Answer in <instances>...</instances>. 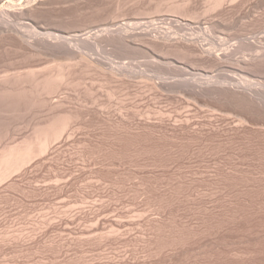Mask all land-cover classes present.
<instances>
[{"label":"rangeland","instance_id":"obj_1","mask_svg":"<svg viewBox=\"0 0 264 264\" xmlns=\"http://www.w3.org/2000/svg\"><path fill=\"white\" fill-rule=\"evenodd\" d=\"M28 1L34 6L39 4L37 7L44 4V8L47 7L45 10L43 6L39 7V10L30 5L32 10H36L35 13L31 10L28 16L31 18L35 15L32 17L35 21L27 16L29 20L24 21L33 27H29L32 32L35 26L38 30L40 26L44 27L40 32L60 35L75 28L87 32L94 28L89 31L95 32V36L104 32L102 37L99 36L107 40L108 34L113 37L116 35L114 31L120 27L121 30H134L133 33L150 32L153 36L148 33L147 37L144 36L147 40L143 37L133 40L137 39L134 47L143 49L141 51L129 49V52L105 41L99 43L101 47L97 50L82 49L87 56L94 57L93 60H97V57L102 63L106 60L107 65L103 63L104 66H101L103 69H86L85 64L69 61L61 54L56 55L59 60L53 53L31 56L29 50L21 49L13 41L1 40L0 90L8 86L18 88L21 95L14 92L11 100L15 96L19 99L22 96L24 101L14 100L12 107L11 104L9 107L10 96L7 98L10 102L5 98L0 99L3 101L0 102V152L7 146L20 144L24 138H30L39 126L49 123L59 114L67 113L74 117L69 130L61 136L62 139L56 140L58 143L51 144L46 154L34 158L28 164L30 166L21 169L23 172L20 170L4 184L1 183L0 264H264V112L259 114V109L233 100L227 102L218 96L219 101L217 95L208 94L216 87L215 83L220 88L232 86L231 83L239 86L240 82L245 87L250 83L249 88L264 92V59L263 64L261 62V58H264V0H236L237 4L233 6L230 5L233 0H227L225 7L210 11L212 14L204 13L206 16L203 12L213 4L212 0L210 4L207 1L209 6H205L206 0H162L164 3L161 0H51V3L45 0L42 4L40 2L43 0H33V3L32 0H24V3L30 4ZM184 1L190 4L185 6ZM179 5H184V9L178 15L176 8L181 7ZM184 11H195L196 15L200 11L199 18H189L188 12L186 17ZM130 23H133L132 26ZM194 23L202 26L203 32L208 28L210 36H206L209 39L206 46L216 44L213 48L216 56L202 54L193 46L195 44L185 46L186 42L181 43L182 37H188L193 32L202 33ZM104 27L108 31H104ZM36 28L34 31L37 33ZM92 32L88 34L91 37ZM159 34L177 40L173 38L176 42L172 40V45L171 40L169 44L164 43L165 40L155 39L154 36L160 37ZM33 35L31 37L37 38ZM179 37L182 38L181 42ZM260 43L263 45H258ZM239 45L247 47L244 49ZM189 46H193L192 50L196 49L193 58V55L181 52L182 48ZM256 46L259 48L254 50ZM164 49L168 51L165 53ZM174 51L175 56L172 54ZM227 51L232 53V57L227 54L228 59L223 56ZM217 57L226 58L225 64L223 59L221 61ZM251 57L252 60L249 59ZM144 59L149 62H144ZM230 59L235 62L231 64ZM62 62L63 65L64 62L72 64L69 65L70 72L68 70L71 81L64 82L65 85L62 84L63 87L54 94H31L33 83L24 74L36 69L38 76L52 72L57 75ZM118 62L121 67L116 64ZM125 62L130 63L128 67ZM131 63L136 65L132 66ZM123 64L128 69L122 75L121 72L116 74L115 70L122 68ZM137 65L140 68H135ZM18 72L26 80L15 81ZM5 77H10L9 84H5ZM189 81L208 86V93H204L206 89L204 91L203 87V92L197 84H186ZM228 81L232 82L229 84ZM210 85L213 87L209 88ZM2 105L7 106L1 108ZM8 108H11V112ZM12 108L17 109L12 112Z\"/></svg>","mask_w":264,"mask_h":264},{"label":"bare ground","instance_id":"obj_2","mask_svg":"<svg viewBox=\"0 0 264 264\" xmlns=\"http://www.w3.org/2000/svg\"><path fill=\"white\" fill-rule=\"evenodd\" d=\"M54 1V0H53ZM53 1H51V0H47V2H53ZM59 1V0H58ZM58 1H56V3H58ZM64 1V0H63ZM66 1V0H65ZM74 1V0H73ZM81 1H83V0H81ZM88 1V0H87ZM150 1V0H149ZM153 1V0H152ZM162 1V0H161ZM164 1V0H163ZM162 1V3H164ZM177 1V0H176ZM183 1V0H182ZM187 1V0H186ZM195 1V0H194ZM207 1H209V4H210V0H206V2ZM213 1V4L211 3V5H210V7H208L207 9H205V12H203V14L204 13H207L208 14V12H213V11H215V10H219V8L221 9V8H223L222 6H224L226 3V1L227 0H212ZM235 1V2H234ZM238 1V0H237ZM236 0H233L231 3H230V5L231 6H233V5H235V4H237L236 2H237ZM30 4H25V3H27V2H25L24 3V0H0V42H1V40H10L11 42L13 41V44L14 43H16L17 44V46H19V47H21V49L23 48H26L27 50H29L30 51V54H31V56H39V55H42V54H55V56L58 54V56L61 54V56L62 57H64V58H66V59H68L69 61H76L77 63H83V64H85L86 65V69H87V67L88 68H102L103 69V67H101L102 65H103V63H104V65L107 63H105V61L106 60H103V63L100 61L101 59L100 58H98L97 57V60L95 61V60H93V58H91V56H87L86 54H85V52H83L82 51V49H92V50H94V49H96L97 50V48L100 46L99 45V43H103L104 41V43H106V42H110V43H113V45H118L119 47H121V48H125V49H139V51H141V50H143V49H140V48H135L134 46L136 45V44H134L135 43V41L137 40H135L134 42H133V40L135 39V38H141L142 39V37L144 38V36L145 37H147V35H149L148 33H150V32H148V33H137V32H134L133 33V31H130L129 29H120V27H119V29L118 30H116V31H114V32H116V35H114L113 37L111 36V35H109L108 34V38H106L107 40H105V39H103V38H105V37H103V38H101L102 37V35H103V30L105 31L106 29H105V27L103 28V30H102V35H100L99 33H98V35H97V33H96V36H95V34H93V33H95V32H92V31H89V30H93L94 28H90L89 30H88V32L87 31H85V29L84 30H82V28L79 30V29H76L75 28V30L74 31H69V32H67L66 34H64V35H60L59 33L57 34H53V33H51V32H40L39 30L41 29V28H44V27H41L40 25V29L38 30L37 28H36V26L34 27V30H35V28L39 31V32H35L34 30H33V32H35V33H33L32 32V29H30V28H33V27H31V26H29V23H28V21H26V23H25V19H26V16L27 17H29L28 15H30V12H31V10H32V7L31 6H33V7H37V5H39V4H37V5H33L34 3V1L32 0V5H31V2L30 1H28ZM40 2V1H39ZM42 2H44L45 3V0H43V1H41L40 2V4H42ZM86 2V1H85ZM157 2V1H156ZM160 2V1H159ZM158 2V3H159ZM172 2H173V0H172ZM185 2V1H184ZM189 2V1H188ZM187 2V3H188ZM190 2H191V0H190ZM38 3V2H37ZM59 3H61V2H59ZM77 3H78V1H77ZM77 3H75V4H77ZM89 3V2H88ZM96 3V2H95ZM151 3V2H150ZM155 3V2H154ZM166 3V2H165ZM187 3L185 2V6L187 5ZM228 3V2H227ZM234 3V4H233ZM241 3H243V2H241ZM47 4V3H46ZM54 4V3H53ZM156 4V3H155ZM160 4H161V2H160ZM170 4H172L171 3V1H170ZM177 4V3H176ZM188 4H190V3H188ZM209 4H208V2H207V5H205V6H209ZM31 5V6H30ZM48 5V4H47ZM72 5H73V2H72ZM71 5V6H72ZM80 5V4H79ZM84 5V4H83ZM164 5V4H163ZM162 5V6H163ZM166 5V4H165ZM174 5V4H173ZM173 5H171V6H173ZM43 6V8H44V6H45V4L44 5H42ZM41 6V7H42ZM56 6V5H55ZM64 6V5H63ZM70 6V5H69ZM169 6V5H168ZM168 6H167V9H168ZM170 6V7H171ZM175 6V5H174ZM179 6H181V5H179ZM183 6L184 5H182L181 7H179L178 9L176 8V10L178 11L177 12V14L179 13V12H182L183 11ZM189 6V5H188ZM192 6V5H191ZM190 6V7H191ZM240 6V5H239ZM35 7V8H36ZM40 7V6H39ZM39 7H37V8H39ZM40 7V8H41ZM157 7H159V6H157ZM169 7V8H170ZM178 7V6H177ZM225 7V6H224ZM39 8V10H41ZM45 8H47V7H45ZM45 8H44V10H45ZM60 8H61V6H60ZM64 8V7H63ZM80 8H83V7H80ZM85 8V7H84ZM156 8V7H155ZM163 9L165 8L164 6L162 7ZM183 8V9H182ZM187 8V7H186ZM194 8H196V7H194ZM205 8V7H204ZM34 9V8H33ZM55 9V8H54ZM56 9H57V7H56ZM159 9V8H158ZM162 9V10H163ZM180 9H182V10H180ZM233 9V8H232ZM34 10H36V9H34ZM34 10H32L34 13H35V11ZM39 10H38V12H39ZM60 10V9H59ZM161 10V9H160ZM170 10V9H169ZM173 10H174V8H173ZM189 10V9H188ZM191 10H193V9H191ZM226 10V9H225ZM43 11V10H42ZM52 11H55V10H53L52 9ZM165 10H163V12H164ZM202 11V10H201ZM224 11V10H223ZM37 12V13H38ZM49 12V11H48ZM160 12V11H159ZM158 12V14H160ZM167 12L169 13V11L167 10ZM173 13L175 12V10L174 11H172ZM185 12V11H184ZM186 12H188V14L186 13ZM185 12V16L187 17V15H188V17L189 18H192L193 20L194 19H198L199 17H198V14H199V12L200 11H198V14L196 15V13H195V11H192V12H190V11H186ZM210 12V13H211ZM226 12V11H225ZM43 13V12H42ZM45 13V12H44ZM50 13V12H49ZM52 13V12H51ZM155 13H157V12H155ZM154 13V14H155ZM164 13H166V12H164ZM183 14V13H182ZM212 14V13H211ZM43 15V14H42ZM172 15H174V14H172ZM176 15V14H175ZM179 15V14H178ZM205 15V14H204ZM33 16H35V15H33ZM32 16V17H33ZM51 16H53V15H51ZM155 16V15H154ZM200 16V15H199ZM203 16V15H202ZM206 16V15H205ZM30 18L29 17V19H32V20H34V18ZM181 17V16H180ZM204 17V16H203ZM49 18V17H48ZM55 18V17H54ZM169 18V17H168ZM185 18V17H184ZM29 19H26V20H29ZM152 19V18H151ZM171 19V18H170ZM178 19H180V18H178ZM182 19V18H181ZM24 22H23V21ZM38 20V19H37ZM52 20H54V19H52ZM103 20V19H102ZM186 20H187V18H186ZM185 20V21H186ZM189 20V19H188ZM22 21V22H21ZM35 21V20H34ZM34 21H32V22H34ZM50 21V20H49ZM56 21V20H55ZM141 21V20H140ZM140 21H138L139 23H142V22H140ZM157 21V20H156ZM166 22H168V20H165ZM172 21V20H171ZM170 21V22H171ZM175 21V20H174ZM30 22V21H29ZM98 22V21H97ZM130 22V21H129ZM137 22V23H138ZM147 22V21H146ZM153 22V21H152ZM164 22V21H163ZM36 23H38V21L36 22ZM136 23V22H135ZM134 23V24H135ZM159 23V22H158ZM161 24H163L162 22H160ZM178 23H180V21H178ZM219 23V22H218ZM222 23V22H221ZM35 24V23H34ZM33 24V25H34ZM87 24V23H86ZM128 24V23H127ZM131 24H133V23H130V25ZM145 24H147V23H145ZM173 24V23H172ZM185 24V23H184ZM194 24H196V25H198V29L200 28V30H201V32L202 33H199V34H196V33H192V34H190V36H188V35H186V36H188V37H182L183 38V40H182V38H180V42H181V40H182V42L181 43H187V44H185V46H188V45H191V44H195V45H193L194 47H196V49L198 50V51H201V52H203L202 54H207V56H216V55H214V50L215 49H213V48H215V45L214 44H209V47H207L208 46V38L206 37V36H210L209 35V30H207L208 28H205V32H203L202 31V26H200L198 23H194ZM225 24V23H224ZM224 24H222L223 25V27L225 26ZM30 25H32V24H30ZM88 25V24H87ZM93 25V24H92ZM125 25V24H124ZM144 25V24H143ZM150 25V24H149ZM153 25H154V23H153ZM153 25H151V26H153ZM165 25V24H164ZM179 25H182L181 23L179 24ZM186 25H188L189 26V24H186ZM215 25V24H214ZM216 25H219V24H216ZM221 25V24H220ZM229 25H231V24H229ZM39 26H38V28H39ZM116 26H117V24H116ZM132 26V25H131ZM137 26V25H136ZM161 26V25H160ZM169 26V25H168ZM183 26V25H182ZM185 26V25H184ZM190 26H192V25H190ZM212 26V25H211ZM30 27V28H29ZM49 27V26H48ZM53 27V26H52ZM99 27V26H98ZM101 27H103V26H101ZM124 27V26H123ZM139 27V26H138ZM155 27V26H154ZM156 27H158V26H156ZM163 27V26H162ZM171 27V26H170ZM173 27H174V25H173ZM194 27V26H193ZM197 27V26H196ZM202 27V28H201ZM218 27V26H217ZM222 27V28H223ZM28 28L30 29L29 31H28ZM60 28V27H59ZM109 28V27H108ZM125 28V27H124ZM126 28H129V27H126ZM150 28V27H149ZM164 28H166V25L164 26ZM174 28H176V27H174ZM178 28V27H177ZM176 28V29H177ZM188 28V27H187ZM189 28H191V27H189ZM188 28V29H189ZM195 28V27H194ZM214 28H216V27H214ZM228 28H229V26H228ZM227 28V29H228ZM98 29V28H97ZM102 29V28H101ZM137 29V28H136ZM139 29V28H138ZM180 29H184V27L183 28H180ZM179 29V30H180ZM218 29V28H217ZM225 29V28H224ZM45 30V29H44ZM68 30V29H67ZM110 30V29H109ZM143 30V29H142ZM141 30V31H142ZM166 30H168V29H166ZM165 30V31H166ZM172 30H173V28H172ZM172 30H171V32H172ZM193 30V29H192ZM195 30V29H194ZM197 30V29H196ZM199 30V31H200ZM30 31L32 32L31 33V35L29 34L30 33ZM41 31H42V29H41ZM95 31H96V29H95ZM106 31H108V30H106ZM137 31V30H136ZM146 31V30H145ZM149 31H150V29H149ZM154 31H156V30H154ZM164 31V32H165ZM182 31V30H181ZM216 31V30H215ZM220 31H222V30H220ZM89 32H92V34H93V36H95L96 38H93V36L91 37L90 35H88L89 34ZM112 32V31H111ZM152 32H153V29H152ZM163 32V33H164ZM217 32V31H216ZM215 32V33H216ZM113 33V32H112ZM111 33V34H112ZM154 33V32H153ZM170 33V32H169ZM191 33V32H190ZM214 33V32H213ZM33 34H35L36 36H37V38H33V37H31V36H34ZM105 34V33H104ZM117 34H118V36H117ZM151 34V33H150ZM173 34V33H172ZM171 34V35H172ZM185 34V33H184ZM183 34V35H184ZM101 37H100V36ZM113 35V34H112ZM160 35V37L158 36V35H156V36H158V37H156V36H154L155 37V39H159L160 38V40H165V42L164 41H160V42H164V43H168L171 39H170V37H168V36H166V37H164L163 35H162V37H161V34H159ZM168 35V34H167ZM175 35H177L176 33H175ZM182 35V36H183ZM214 35V34H213ZM216 35H217V33H216ZM105 36V35H104ZM151 37L153 36L152 34L150 35ZM203 36H205V37H203ZM221 35H219L218 37H220ZM94 40H91V38ZM107 37V36H106ZM162 38V39H161ZM174 38V37H173ZM173 38H172V40H173ZM179 38H178V41H179ZM202 38H204L205 39V41H206V39H207V41L205 42L206 44H204V42H202ZM212 38V37H211ZM213 38H214V36H213ZM131 39V40H130ZM145 39V38H144ZM143 39V40H144ZM154 39V38H153ZM154 39V40H155ZM174 39H176V38H174ZM224 39V38H223ZM260 39V38H259ZM7 40V41H8ZM139 40V39H138ZM145 40H147V39H145ZM150 40H151V38H150ZM149 40V41H150ZM171 40V45H172V43H173V41ZM177 40V39H176ZM212 40V39H211ZM215 40V39H214ZM216 40H218V39H216ZM222 40V39H221ZM228 40V39H227ZM256 40V39H255ZM52 41H54V42H52ZM132 41V42H131ZM159 41V40H158ZM213 41V40H212ZM262 41V40H261ZM264 41V40H263ZM138 42V41H137ZM141 42V41H140ZM143 42V41H142ZM151 42H154L153 40L151 41ZM157 42V41H156ZM174 42H176V41H174ZM179 42V43H180ZM214 42V41H213ZM212 42V43H213ZM222 42H224V40H222ZM226 42V41H225ZM244 42V41H243ZM254 42H257V41H254ZM260 41H258V43H259ZM148 42H146V44H147ZM210 43H211V41H210ZM226 43H229V42H226ZM238 43V42H237ZM236 43V44H237ZM247 43V42H246ZM264 43V42H263ZM16 44H15V46H16ZM134 44V45H133ZM140 44V43H139ZM143 45H144V43H142ZM169 44V43H168ZM176 44V43H175ZM178 44V43H177ZM224 45H225V43H223ZM241 44V43H240ZM243 44V43H242ZM245 44V43H244ZM251 44V43H250ZM253 44V43H252ZM8 45V44H7ZM6 44H5V46H7ZM110 45H112V44H109V46ZM166 45V44H165ZM207 45V46H206ZM210 45H211V47H210ZM213 45V46H212ZM226 45H228V44H226ZM229 45H230V43H229ZM235 45V44H234ZM253 45H255V43L253 44ZM258 45H263L262 43H260V44H258ZM105 46H106V44H105ZM104 46V47H105ZM107 46H108V44H107ZM117 46V48H119ZM142 46V45H141ZM147 46H150V45H147ZM155 46V45H154ZM156 46H157V44H156ZM160 46V45H159ZM178 46V45H177ZM184 46V45H183ZM193 46H189V47H184V48H182L183 50H181V52L183 51L184 53H186L187 55L189 54V56L190 55H193V53L195 52L196 53V49H191V47H193ZM217 46H219L218 44H217ZM232 46V45H231ZM240 47L242 46V45H239ZM246 46V45H245ZM245 46L243 47L242 46V48H244L245 49ZM264 46V45H263ZM262 46V47H263ZM101 47V46H100ZM143 47V46H142ZM141 47V48H142ZM164 47H166V46H164ZM174 47V46H173ZM223 47V46H222ZM237 47V46H236ZM247 47V46H246ZM251 47H253V46H250V48ZM6 48V47H5ZM108 48V47H107ZM154 48V47H153ZM156 48V47H155ZM171 48H172V46H171ZM175 48V47H174ZM239 48V47H238ZM250 48H248L249 50H251ZM259 48V47H258ZM257 48V46H256V48L254 49V50H257L258 49ZM100 49V48H99ZM120 49V48H119ZM146 49V48H145ZM162 49V48H161ZM169 49V48H168ZM177 49V48H176ZM218 49V48H217ZM220 49V48H219ZM233 49V48H232ZM261 49V48H260ZM6 50V49H5ZM14 50V49H13ZM92 50H91V52H92ZM95 50V51H96ZM104 50V49H103ZM102 50V51H103ZM133 50V51H134ZM165 50V49H164ZM167 50V49H166ZM166 50H165V53H166ZM178 50V49H177ZM240 50V49H239ZM242 50V49H241ZM253 50V51H254ZM2 51V50H1ZM0 51V52H1ZM7 51V50H6ZM5 51V52H6ZM89 52H90V50H88ZM152 51V50H151ZM160 51V50H159ZM168 51V50H167ZM171 50H169V52H170ZM173 51V50H172ZM176 51V50H175ZM175 51L174 52H172V54L174 53L175 54ZM179 51H180V49H179ZM226 51V50H225ZM224 51V52H225ZM229 51V50H228ZM226 52V53H224L223 54V56H226L227 57V54L228 55H231V57H232V53L230 52ZM230 51H231V49H230ZM244 51V50H243ZM263 51V50H262ZM4 52V53H5ZM16 52V51H15ZM49 52H51V53H49ZM126 52V51H125ZM129 52H130V50H129ZM132 52V51H131ZM158 52V51H157ZM156 52V53H157ZM164 52V51H163ZM168 52V53H169ZM181 52H179V53H181ZM216 52V51H215ZM219 52V51H218ZM223 52V51H222ZM236 51H234V53H235ZM257 52V51H256ZM259 53H262V52H260V51H258ZM2 53V52H1ZM95 53V52H94ZM99 53V52H98ZM103 53V52H102ZM122 53V52H121ZM124 53V52H123ZM134 53V52H133ZM148 53V52H147ZM152 53H154L153 51H152ZM162 53V52H161ZM171 53V52H170ZM220 53V52H219ZM237 53H239V51L237 52ZM236 53V54H237ZM258 53V54H259ZM26 54V53H25ZM44 54V56H46ZM88 54V53H87ZM93 54V53H92ZM96 54V53H95ZM120 54V53H119ZM128 54V53H127ZM141 54H143V53H141ZM163 54V53H162ZM161 54V55H162ZM173 54V55H174ZM185 54V55H186ZM197 54H198V52H197ZM196 54V55H197ZM200 54V53H199ZM258 54H257V56H258ZM91 55V54H90ZM144 55V54H143ZM152 55V54H151ZM172 55V56H173ZM181 55V54H180ZM205 55H204V57H205ZM220 55V54H219ZM234 55V54H233ZM264 55V54H263ZM51 56V55H50ZM100 56H101V54H100ZM125 56V55H124ZM129 56V55H128ZM137 56H138V54H137ZM146 56H148L147 54H146ZM153 56H155V55H153ZM164 56V55H163ZM166 56H167V54H166ZM169 56H171V55H169ZM175 56V55H174ZM183 56H184V54H183ZM257 56H255V57H257ZM40 57V56H39ZM90 57V58H89ZM96 57V56H95ZM102 57V56H101ZM106 57H108V56H106ZM134 57V56H133ZM140 57H141V55H140ZM162 57V56H161ZM177 57V56H176ZM186 57H188V56H186ZM192 58L193 57H195L194 55L193 56H191ZM190 57V58H191ZM211 57V58H212ZM234 57H235V55H234ZM233 57V58H234ZM254 57V56H253ZM254 57V58H255ZM259 57H262V56H259ZM30 58V57H29ZM46 58V57H45ZM51 58H52V56H51ZM50 58V59H51ZM56 58H57V56H56ZM60 58V57H59ZM109 58V57H108ZM122 58V57H121ZM125 58H127V57H125ZM132 58V57H131ZM149 58V57H148ZM181 58V57H180ZM208 58V57H207ZM229 58H230V56H229ZM244 58V57H243ZM246 58V57H245ZM48 59H49V55H48ZM58 59V58H57ZM92 59V60H91ZM98 59H100L99 61H98ZM135 59V58H134ZM143 59V58H142ZM151 59V58H150ZM154 59H155V57H154ZM187 59V58H186ZM196 59V58H195ZM198 59V58H197ZM205 59V58H204ZM210 59V58H209ZM217 59L218 60H221L222 61V59H219L218 57H217ZM216 59V60H217ZM226 59V58H225ZM225 59H223L224 60V64H225ZM227 59H228V57H227ZM249 59H251L252 60V57L251 58H249ZM257 60H258V58H256ZM262 59H264L263 57L261 58V62H262V64H263V60ZM59 60V59H58ZM62 60V59H61ZM108 60H110V59H108ZM113 60V59H112ZM115 60V59H114ZM129 60V59H128ZM128 60H126L127 62H128ZM165 60V59H164ZM182 60V59H181ZM215 60V59H214ZM236 60V59H235ZM239 60V59H238ZM241 60V59H240ZM239 60V61H240ZM244 60V59H243ZM246 60V59H245ZM256 60V61H257ZM65 61V60H64ZM125 61V60H124ZM130 61V60H129ZM133 61V60H132ZM143 61V60H142ZM152 61H153V59H152ZM213 61V60H212ZM230 61H231V64L233 63V62H235V61H233V60H231L230 59ZM250 61V60H249ZM56 62V61H55ZM68 62V61H67ZM67 62H64V65H63V62H62V65H60L59 67V69H58V73H57V75H56V73L54 74L53 72V74L52 73H50V74H46V75H43V74H41V75H43V76H38V73H36V69H31V71L29 70V72L26 74H24V76H25V78H26V76L28 77V79L30 78V81H32L31 83H33L32 85H33V88H32V91H31V94H32V92H36L37 94H38V96H39V94L41 95V94H44V93H46V94H48V95H50V94H54V91L55 92H57V89L59 90V88L62 86V84H64L65 85V83H67L71 78H70V66L72 65V64H69L68 63V65L67 64H65V63H67ZM110 62V61H109ZM114 62V61H113ZM116 62V61H115ZM121 62V61H120ZM131 62V61H130ZM136 62V61H135ZM144 62H146L145 61V59H144ZM144 62H143V64H144ZM147 62H149V60H147ZM146 62V63H147ZM151 62V61H150ZM159 62H161V61H159ZM158 62V63H159ZM215 62V61H214ZM219 62V64H220V61H218ZM241 62H245V61H241ZM254 62H255V59H254ZM259 62V61H258ZM72 63V62H71ZM75 63V62H74ZM76 63V64H77ZM124 63V62H123ZM126 63V62H125ZM133 63V62H132ZM132 63H131V65H132ZM140 63V61L138 62V64ZM152 63V62H151ZM154 63H155V61H154ZM162 63H163V61H162ZM227 65L226 66H228V60H227ZM246 63V62H245ZM250 63V62H249ZM59 64H61V63H59ZM116 64H118L119 65V62L118 63H116ZM127 64H130V63H126L125 65L127 66ZM142 64V63H141ZM167 64V63H166ZM172 64V63H171ZM218 64V63H217ZM224 64H223V66H224ZM238 64V63H237ZM244 64V63H243ZM247 64V63H246ZM252 64V63H251ZM67 65V66H66ZM70 65V66H69ZM103 65V66H104ZM107 65V64H106ZM113 65V64H112ZM124 65V64H123ZM123 66L122 68H120V67H118V69L117 70H115L116 72V74H120V72H121V74L120 75H122L123 74V72L124 71H126L125 69H128V68H126V66ZM134 65H136V63L135 64H133L132 66H134ZM153 65H155V64H153ZM152 64L151 65H147V66H153ZM168 65V64H167ZM170 65V64H169ZM235 65H236V63H235ZM241 65V64H240ZM245 65V64H244ZM56 66V65H55ZM58 66V65H57ZM56 66V67H57ZM73 66H74V64H73ZM108 66H110L109 65V63H108ZM145 66V65H144ZM144 66L142 67V68H144ZM156 66V65H155ZM162 65H161V63H160V66L159 67H161ZM216 66V65H215ZM220 66V65H219ZM222 66V67H223ZM239 66V65H238ZM50 67H52V66H50ZM49 67V68H50ZM56 67H54V68H56ZM79 67V66H78ZM83 67V66H82ZM112 67V66H111ZM128 67V66H127ZM137 67H139L138 65L135 67V68H137ZM146 67V66H145ZM164 67V66H163ZM232 67V66H231ZM233 67H234V65H233ZM237 67V66H236ZM240 67V66H239ZM244 67V66H243ZM45 67H43V69H44ZM53 68V67H52ZM84 68H85V66H84ZM107 68H109V67H107ZM116 68V67H115ZM131 68V67H130ZM129 68V69H130ZM134 68V67H133ZM140 68V67H139ZM138 68V69H139ZM167 68V67H166ZM171 68V67H170ZM46 69H48V67L46 68ZM71 69H74V68H71ZM79 69V68H78ZM85 69V70H86ZM94 69H92V70H94ZM148 70H152V69H149V68H147ZM178 69V68H177ZM180 69H182V68H180ZM186 69V68H185ZM233 69H236V68H233ZM33 70V71H32ZM37 70H38V68H37ZM52 70H54V69H52ZM51 70V71H52ZM68 70H69V72H68ZM74 70H76V69H74ZM89 70V69H88ZM101 70V69H100ZM110 70L112 71L113 70V68H110ZM131 70V69H130ZM134 70V69H133ZM163 70V69H162ZM161 70V71H162ZM166 70H168V69H165V71ZM182 70H184V69H182ZM241 70V69H240ZM42 71V69L41 70H39L38 72H41ZM55 71V70H54ZM57 71V70H56ZM102 71H104V70H102ZM135 71H137V69L135 70ZM135 71L133 72V73H135ZM138 71H140V69L138 70ZM155 71H158V69L156 70L155 69ZM164 71V70H163ZM231 71V70H230ZM229 71V72H230ZM20 72V71H19ZM18 72V73H19ZM22 72V71H21ZM20 72V73H21ZM24 72H25V70H24ZM44 72V71H43ZM42 72V73H43ZM68 72V73H67ZM89 72V71H88ZM96 72V71H95ZM100 72V71H99ZM98 72V73H99ZM114 72V71H113ZM132 72V71H131ZM141 72V71H140ZM139 72V73H140ZM232 72V71H231ZM4 73V72H3ZM11 73V72H10ZM16 73H17V71H16ZM19 73V75L18 74H16L15 75V77H17V78H15V81H17V80H19V82H21L20 80H22L24 77L21 75ZM44 73H46V72H44ZM48 73H49V71H48ZM72 73V72H71ZM73 73H74V71H73ZM76 73V72H75ZM91 73H92V71H91ZM97 73V72H96ZM103 74H105L104 72H102ZM108 73V72H107ZM129 73V72H128ZM233 73V72H232ZM7 75H8V73H6ZM12 74V73H11ZM67 74H69V77H67L68 75ZM82 74V73H81ZM114 74V73H113ZM113 74H111V75H113ZM126 75H127V73H125ZM131 74V73H130ZM129 74V75H130ZM148 74H150L151 75V73L149 72ZM162 74V73H161ZM85 75V74H84ZM91 75V74H90ZM92 75L94 76V73H92ZM96 75V74H95ZM134 75V74H133ZM139 75V74H138ZM140 75H141V73H140ZM140 75H139V77H140ZM144 75V74H143ZM6 76V75H5ZM8 76H10V75H8ZM74 76V75H73ZM104 76V75H103ZM115 76V75H114ZM119 76V75H118ZM124 76V75H123ZM123 76H119V77H123ZM128 76V75H127ZM132 76V75H131ZM135 76H137L136 75V73H135ZM204 75H202V77H203ZM76 77V76H75ZM80 77V76H79ZM82 77V76H81ZM84 77V76H83ZM97 77V76H96ZM96 77H94V78H96ZM107 77V76H106ZM147 77H149V75L147 76ZM232 77V76H231ZM234 77V76H233ZM9 78L10 77H5L4 78V81H6L5 82V84L7 83V84H9ZM24 78V79H25ZM66 78H68V80H66ZM117 78V77H116ZM134 78V77H133ZM138 78V77H137ZM136 78V80H138V79H142V78H138L137 79ZM145 78V77H144ZM143 78V79H144ZM200 78V77H199ZM229 78V77H228ZM227 78V79H228ZM235 78V77H234ZM3 79V78H2ZM17 79V80H16ZM125 79V78H124ZM131 79H132V77H131ZM153 79V78H152ZM164 79V78H163ZM198 79V78H197ZM204 79H206V78H204ZM208 79V78H207ZM243 79V78H242ZM12 80H13V78H12ZM26 80V79H25ZM81 80V79H80ZM96 80V79H95ZM98 80V79H97ZM128 80H129V78H128ZM133 80V79H132ZM135 80V79H134ZM188 80V79H187ZM193 80V79H192ZM211 80V78L209 77V82H211L210 81ZM215 79H213V81H214ZM230 80H231V78H230ZM1 81V80H0ZM3 81V80H2ZM4 81H3V83H4ZM14 81V82H15ZM71 81V80H70ZM78 81V80H77ZM139 81V80H138ZM137 81V82H138ZM150 81V83H151V79L149 80ZM180 81V80H179ZM184 81V80H183ZM186 81V80H185ZM198 81V80H197ZM201 80L199 79V82H200ZM202 81H203V78H202ZM201 81V82H202ZM206 81H208V80H206ZM216 81V80H215ZM232 81H233V79H232ZM231 81V82H232ZM14 82H10L11 84L12 83H14ZM23 83H24V81H22ZM65 82V83H64ZM95 82H97V81H95ZM104 82V81H103ZM139 82H141V81H139ZM142 82H143V80H142ZM146 82H148V81H146ZM145 82V83H146ZM176 82V81H175ZM194 82V81H193ZM204 82V81H203ZM208 82V83H209ZM220 82V81H219ZM218 82V83H219ZM229 82V84L231 83L230 81H228ZM26 83V82H25ZM29 83V82H28ZM77 83V82H76ZM115 83V82H114ZM130 83H131V80H130ZM149 83V82H148ZM159 83V82H158ZM169 83H170V81H169ZM171 83H172V81H171ZM182 83V82H181ZM184 83V82H183ZM186 83V82H185ZM192 84V82L191 81H189V82H187L186 84ZM207 83V84H208ZM221 84L223 83V82H220ZM4 84V85H5ZM10 84V85H11ZM71 84V83H70ZM73 84V83H72ZM79 84H80V82H79ZM104 84V83H103ZM112 84V83H111ZM120 84V83H119ZM121 84L123 85V83L121 82ZM161 84V83H160ZM159 84V85H160ZM165 85L167 84V83H164ZM173 84H175V83H173ZM177 84V83H176ZM178 84H180V82L178 83ZM197 84V87H202L201 88V90L203 89V87H204V91H205V89H206V87L208 88V86H203L201 83V85L199 84V83H196ZM195 83L194 84H192L193 86L194 85H196ZM199 84V85H198ZM204 84H206V83H204ZM206 84V85H207ZM210 84V83H209ZM208 84V85H209ZM211 84H212V82H211ZM216 84V87L214 86V88L211 90V92L209 91V93H208V90L206 89V92H204L203 90V92L204 93H208L209 95H217L216 97H217V99H218V96H219V98H224V99H226L227 100V102H228V100H230V101H236L238 104L239 103H242V104H244L245 106H250L249 108H252V109H259V110H261V111H259L258 110V112H259V114H261L260 112H264V92H261L260 90L258 91V90H256V88H249L250 86V83H249V85L247 84V86L245 87V86H243V85H240L241 84V82L239 83V86H235V83H234V86H233V83H231V85L233 86H221V84H219L220 86V88H218V84L217 83H215ZM214 84V85H215ZM225 84V83H224ZM228 84V85H229ZM2 85V84H1ZM3 85V86H4ZM26 85V84H25ZM75 85V84H74ZM139 85V84H138ZM143 85V84H142ZM145 85H147V84H145ZM163 85V84H162ZM169 85V84H168ZM171 85V84H170ZM185 84H183L182 86H184ZM213 85V84H212ZM236 85H237V83H236ZM245 85H246V83H245ZM13 86H15V85H13ZM23 86H24V84H23ZM72 86V85H71ZM76 86V85H75ZM82 85L80 84V87H81ZM100 86H101V82H100ZM106 86V85H105ZM111 86V85H110ZM127 86V85H126ZM135 86V85H134ZM140 86H141V84H140ZM155 86V85H154ZM153 86V88H155L156 89V87H154ZM167 86V85H166ZM178 86H181V85H178ZM189 86V85H188ZM252 86V85H251ZM10 87V88H9ZM16 87V86H15ZM30 87V86H29ZM63 87V86H62ZM65 87V86H64ZM78 87V86H77ZM102 87H103V85H102ZM144 87V86H143ZM146 87V86H145ZM144 87V88H145ZM157 87H159V86H157ZM172 87V86H171ZM190 87V86H189ZM196 87V86H195ZM212 88L213 86H209V88ZM227 87V88H226ZM24 88V87H23ZM67 88H68V86H67ZM72 87H70V89H71ZM120 88V87H119ZM122 88V87H121ZM160 88H163V87H160ZM165 88V87H164ZM169 88H170V86H169ZM176 88V87H175ZM183 88V87H182ZM182 88H179V89H181L182 90ZM186 88V87H185ZM194 88V87H193ZM200 88H199V90H200ZM18 89V88H17ZM17 89H15V88H12L11 86H8V88H5L4 90H0V99H6V100H9V99H7V98H9V96H10V100L12 99V95H13V93L14 92H18L19 90H17ZM21 89V88H20ZM93 89V88H92ZM109 89H110V87H109ZM130 89V88H129ZM148 89V88H147ZM170 89H172V88H170ZM177 89V88H176ZM194 89H196V88H194ZM26 90H28V89H26ZM63 90V89H62ZM73 90V89H72ZM90 90V89H89ZM120 90V89H119ZM144 90V89H143ZM150 91H151V89H149ZM162 90V92H164V89H161ZM160 90V91H161ZM186 90H187V88H186ZM185 90V91H186ZM189 90V89H188ZM191 90V89H190ZM198 90V89H197ZM24 91H25V89H24ZM87 91V90H86ZM121 91V90H120ZM177 91H178V89H177ZM185 91H183V92H185ZM201 91V92H202ZM20 92V91H19ZM18 92V95L20 94ZM26 92H28V91H26ZM118 92V91H117ZM157 92H159V91H157ZM181 92V91H180ZM180 92H179V94H180ZM189 92V91H188ZM191 92H192V90H191ZM196 92V91H195ZM29 93H30V91H29ZM28 93V94H29ZM108 93H111V92H108ZM114 93V92H113ZM141 93H144V92H141ZM147 93V92H146ZM169 93H171V92H169ZM211 93V94H210ZM12 94V95H11ZM15 94V93H14ZM23 94V93H22ZM25 94V93H24ZM45 94V95H46ZM90 94V93H89ZM118 94V93H117ZM175 94H177V92L175 93ZM195 94V93H194ZM199 94V93H198ZM197 94V95H198ZM202 94V93H201ZM200 94V95H201ZM21 95V94H20ZM34 95V94H33ZM108 95H110V94H108ZM196 95V94H195ZM203 95V94H202ZM14 96V95H13ZM26 96V95H25ZM29 96H31L30 94H29ZM37 96V95H36ZM44 96V95H43ZM52 96V95H51ZM111 96V95H110ZM114 96V95H113ZM23 97H24V95H23ZM109 97V96H108ZM115 97V96H114ZM113 97V98H114ZM199 97V96H198ZM210 97V96H209ZM208 97V98H209ZM212 97V96H211ZM14 98H16V99H14ZM13 98V100H11V103H9V104H7V105H9V107H10V104H11V107H12V102L15 100H17V99H19V97L18 96H15ZM31 98H32V100L34 99L32 96H31ZM200 98V97H199ZM205 97H203L202 99H204ZM207 98V97H206ZM23 98H22V96H20V101L22 102V101H24V99L22 100ZM43 99H45L44 97H43ZM42 99V100H43ZM110 99H111V97H110ZM210 99H212V98H210ZM5 100V101H6ZM10 100H9V102H10ZM28 100V99H27ZM219 100V99H218ZM217 100V101H218ZM20 101H18V102H20ZM38 101H40V100H38ZM45 101H46V99H45ZM44 101V102H45ZM220 101V100H219ZM1 102V101H0ZM3 102V101H2ZM1 102V103H2ZM18 102H17V105H18ZM29 102H30V100H29ZM32 102V104H33V101H31ZM0 103V104H1ZM15 103V102H14ZM38 103V102H37ZM40 103H42L41 101H40ZM39 103V104H40ZM220 103V102H219ZM224 103V102H223ZM6 104V103H5ZM16 104V103H15ZM27 104V103H26ZM28 104H30V103H28ZM27 104V105H28ZM45 104V103H44ZM85 104V103H84ZM241 104V105H242ZM6 105V106H7ZM46 105V104H45ZM81 105V104H80ZM87 105V104H86ZM6 106H4V107H6ZM31 106V105H30ZM235 106V105H234ZM238 106V105H237ZM236 106V107H237ZM240 106V105H239ZM238 106V107H239ZM3 107V105L1 106V108ZM3 107V108H4ZM13 107H15V105L13 106ZM17 107V106H16ZM22 107V106H21ZM34 107H35V104H34ZM40 107V106H39ZM45 107V106H44ZM55 107H57V106H55ZM62 106H60V108H61ZM84 107V106H83ZM241 107V106H240ZM244 107V106H243ZM18 108V107H17ZM17 108H12V112H14V110H16ZM32 107H30L29 109H31ZM6 109V108H5ZM9 110H10V112H11V108H8ZM51 109H52V107H51ZM58 109V108H57ZM65 109V108H64ZM85 109H87V108H85ZM4 110V109H3ZM9 110H7V112L9 111ZM24 110H26L25 108H24ZM35 110H36V108H35ZM39 110V109H38ZM58 110H60V109H58ZM63 110V109H62ZM263 110V111H262ZM18 111H20V109L18 110ZM17 111V112H18ZM56 111V110H55ZM69 111V110H68ZM71 111V110H70ZM254 111V110H253ZM21 112V111H20ZM19 112V113H20ZM26 112H27V110H26ZM30 112V111H29ZM76 112V111H75ZM1 113V112H0ZM23 113H24V111H23ZM32 113V112H31ZM22 114V113H21ZM35 114V113H34ZM57 114V113H56ZM66 115H57L56 117H53V119L51 120V121H49V123H46L45 125H43V126H39L37 129H36V131L34 132V135L33 136H31L30 138L28 137V139H26V138H24V140H23V142H21L20 144H17L16 143V145H14V146H7V147H5L3 150H2V152H0V186H1V183H3L4 181H8V179H10L11 178V176L13 175V174H15V173H17V172H19L23 167H26L34 158H36L37 157V159H38V156H42V155H44V154H46V152H48V149H49V147H51V144H53V142H56V143H58L56 140H58L59 138H61V136H63L66 132H67V130H69V127H70V125L72 124L71 122H73L72 120H73V118L72 117H74V116H70V115H68L67 113H65ZM256 114V113H255ZM264 114V113H263ZM262 114V115H263ZM4 115V114H3ZM40 115V114H39ZM50 115V114H49ZM55 115V114H54ZM53 115V116H54ZM78 116V115H77ZM80 116V115H79ZM257 116V115H256ZM34 117V116H33ZM50 118V117H49ZM85 118V117H84ZM2 119V118H1ZM75 119V118H74ZM79 119V118H78ZM46 120H47V118H46ZM77 120V119H76ZM76 120H74V121H76ZM80 120V119H79ZM77 122V121H76ZM40 123V122H39ZM38 124V123H37ZM76 124V123H75ZM79 125V124H78ZM257 125V124H256ZM9 126V125H8ZM72 126V125H71ZM260 126V125H259ZM2 127V126H1ZM33 127H35V126H33ZM76 127V126H75ZM81 127V126H80ZM79 127V128H80ZM263 127V126H262ZM71 129H73V128H71ZM1 130V129H0ZM34 130V129H33ZM77 130V129H76ZM73 131L71 130V133H72ZM75 133V132H74ZM68 135H69V133H68ZM67 136V135H66ZM26 137V136H25ZM71 137V136H70ZM70 137H68V138H70ZM62 139V138H61ZM53 147V146H52ZM51 150V149H50ZM51 152V151H50ZM48 156V155H47ZM43 158V157H42ZM39 159H40V157H39ZM34 161V160H33ZM32 161V162H33ZM31 165V164H30ZM30 165H28V166H30ZM30 170V169H29ZM22 171V170H21ZM23 172V171H22ZM21 173V172H20ZM23 175V174H22ZM15 176V175H14ZM12 180V179H11ZM4 184V183H3ZM8 189V188H7ZM9 191V190H8ZM6 195V194H5ZM3 196V195H2ZM9 236H11V235H9ZM6 237H8V236H6ZM12 237V236H11ZM5 238V237H4Z\"/></svg>","mask_w":264,"mask_h":264}]
</instances>
